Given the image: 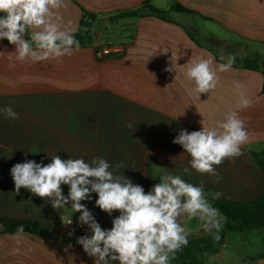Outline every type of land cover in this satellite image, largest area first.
I'll return each mask as SVG.
<instances>
[{
    "label": "crops",
    "instance_id": "1",
    "mask_svg": "<svg viewBox=\"0 0 264 264\" xmlns=\"http://www.w3.org/2000/svg\"><path fill=\"white\" fill-rule=\"evenodd\" d=\"M144 1L65 0L58 10L63 27L77 31L83 9L95 18L91 42L58 59L12 67L8 57L14 45L0 41V106L11 105L19 114L11 121L0 116V212L55 223L51 236L3 233L0 224V264H93L76 243L87 230L78 226L79 212L67 205L56 210L23 187L14 192L10 169L25 158L48 163V152L63 159L100 155L113 164L123 161L128 168L120 172L146 191L158 182L151 177L157 171L178 173L203 183L213 207V193L248 201L263 190L264 171L252 152L264 151V74L241 62L264 58V0H151L165 13L123 14ZM175 3L189 11L173 9ZM103 46H110L111 53L99 58L96 49ZM201 57H211L214 69L234 59L226 71L216 72L215 88L199 94L185 72ZM234 81L241 89H235ZM241 94L252 101L248 107L240 106ZM232 111L248 133L242 154L215 166L216 176L183 173L180 165L190 157L172 142L179 130L214 126ZM129 122L132 127L126 126ZM61 187L66 195L68 186ZM94 199L93 193L92 201L82 203L102 227H111V217ZM218 216L219 228L211 233L198 217L185 219L188 239L221 231L226 217L219 210ZM256 229L227 231L219 250L203 264H264V230Z\"/></svg>",
    "mask_w": 264,
    "mask_h": 264
},
{
    "label": "clouds",
    "instance_id": "2",
    "mask_svg": "<svg viewBox=\"0 0 264 264\" xmlns=\"http://www.w3.org/2000/svg\"><path fill=\"white\" fill-rule=\"evenodd\" d=\"M64 6L65 0H0V41L6 39L14 45V54L8 57L10 66L58 59L79 48L75 29L63 27L60 22L58 10ZM233 59L214 69L211 57H201L191 61L185 75L199 94L208 93L216 86V72L226 71ZM233 83L235 89H241L239 81ZM251 102L241 94V107H248ZM0 116L10 121L19 118L11 105L0 106ZM202 125L199 130L181 128L172 142L190 157L187 165H180L183 173L216 176L215 166L225 158L242 154L241 146L248 140L247 129L235 111L214 126ZM126 126L132 127L130 122ZM47 156L48 163L25 158L11 167L14 192L19 194L23 187L56 210L67 205L73 213L79 212L77 223L86 225L87 230L77 237L76 243L93 258V264H170L176 251L188 244L185 219L198 217L209 233L219 228L218 210L209 203L203 183H191L178 173L161 175L157 171L151 177L158 178V182L146 191L124 171L120 172L121 168H128L123 161L113 164L100 155L63 159L47 152ZM171 163L176 161L171 158ZM61 185L68 186L66 195ZM93 193L95 206L111 217V227H102L93 211L82 203L92 201ZM220 195L213 193V199ZM71 223L72 219L67 222ZM74 232L72 229L69 235Z\"/></svg>",
    "mask_w": 264,
    "mask_h": 264
},
{
    "label": "trees",
    "instance_id": "3",
    "mask_svg": "<svg viewBox=\"0 0 264 264\" xmlns=\"http://www.w3.org/2000/svg\"><path fill=\"white\" fill-rule=\"evenodd\" d=\"M173 9L189 11L178 3L172 5ZM144 12L162 15L165 11L151 4V0H145L143 6L123 12L124 15H140ZM95 14L83 9V16L75 31L76 39L80 45L90 43L92 40V27ZM243 67L262 70L264 74V58L258 55L246 57L242 60ZM264 88V87H263ZM256 164L264 171V151L252 152ZM214 206L225 217L226 221L221 231L206 236L188 239V244L176 251L170 264H203L211 254L216 253L224 241L227 231H243L254 228H264V188L253 199L238 201L227 198H219ZM0 224L3 233L25 231L40 236H51L55 225L50 221H39L27 218H14L0 212ZM22 229V230H21ZM80 236V235H78ZM77 236V237H78Z\"/></svg>",
    "mask_w": 264,
    "mask_h": 264
},
{
    "label": "built area",
    "instance_id": "4",
    "mask_svg": "<svg viewBox=\"0 0 264 264\" xmlns=\"http://www.w3.org/2000/svg\"><path fill=\"white\" fill-rule=\"evenodd\" d=\"M111 53V47L110 46H103L96 49L97 57L103 58L105 56H108ZM69 221V220H68ZM78 226H81L80 224Z\"/></svg>",
    "mask_w": 264,
    "mask_h": 264
},
{
    "label": "rangeland",
    "instance_id": "5",
    "mask_svg": "<svg viewBox=\"0 0 264 264\" xmlns=\"http://www.w3.org/2000/svg\"><path fill=\"white\" fill-rule=\"evenodd\" d=\"M262 230H264V229H261V228L260 229H256L255 232H262Z\"/></svg>",
    "mask_w": 264,
    "mask_h": 264
}]
</instances>
